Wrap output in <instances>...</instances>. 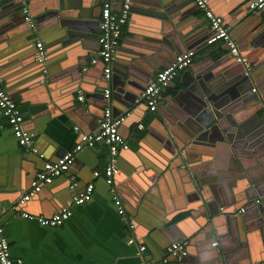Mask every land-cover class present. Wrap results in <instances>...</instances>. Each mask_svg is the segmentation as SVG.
Masks as SVG:
<instances>
[{
  "label": "crops",
  "instance_id": "crops-1",
  "mask_svg": "<svg viewBox=\"0 0 264 264\" xmlns=\"http://www.w3.org/2000/svg\"><path fill=\"white\" fill-rule=\"evenodd\" d=\"M43 1L44 3L46 1L48 8L54 7L55 4L60 5L61 15L58 16L56 29L51 33L42 32L41 34L40 31L31 34L24 28L10 29L3 34L0 32V84L7 92H13L9 94L16 101L23 116L27 117L26 127L37 134L35 137L37 148L50 161H53L59 158L62 152L70 150L78 141L74 127L77 126L83 133H93L98 125L91 119L83 121L77 116L74 109L82 106L84 101H79L76 94L72 96V93L68 92L69 85L60 87L63 103L49 112H44L46 106L42 105L43 99L39 89L28 93L24 90L16 91L21 84L35 80L38 75H25L27 74L25 71L35 67L23 69L26 63L31 64L30 39L36 38V41L42 43L48 52L46 74L51 82L57 83L64 78L73 80L80 68V73L84 72L85 79L82 86L86 88V91L97 90L96 85L102 84L103 73L100 63L93 65L90 61L97 56L99 50L97 35H99L100 9L104 0H41L38 7L43 4ZM108 1L113 12L120 11L118 0ZM147 1L149 0L131 2L129 17L123 26L118 45V57L121 71L131 77L148 80L147 83H149L158 71L174 60V57L163 47L165 46L163 40L169 42L170 34L164 31L162 19L147 14L153 10V7L147 5ZM165 3L182 4L179 12L184 13V21L176 24L175 27L187 22L198 29L199 37L188 48L190 51H195L190 66L181 71L161 91V99L155 110L160 111L161 114L149 112L143 100L131 105L128 118L120 126L119 132L134 152L142 150L148 153L153 152L158 146L163 148L159 137L160 129L165 123L171 126L175 134L180 131L184 133L183 130L190 131L189 129H194L196 125L200 126L202 121H205V117L191 113L193 98L192 93L187 89L191 77L202 76L205 73L206 75L211 73L216 77L232 70L237 63L226 50V45L220 42L207 43L212 32L206 18L192 0H165ZM209 7L222 18L239 51L249 58L255 68L254 90L260 103L254 100L255 111L252 110L253 106L244 111H236V115L233 116V125L229 126L232 135L242 131L245 146L243 151L245 150L246 159L256 174L257 189L261 195L256 194V198L259 201L261 198L264 200V160L260 161L253 154L256 147L249 149L256 139L254 132L259 129L257 127L264 128L262 121L264 116V15L259 11H251L247 0H209ZM2 23L3 20L0 19V25ZM49 36L54 38L50 39ZM47 37L50 40L46 42ZM130 65L132 66L128 73L125 68ZM150 72L151 79L148 78ZM20 76L23 79L18 81ZM119 79L122 80L121 76ZM123 101L124 95H121L119 100L114 101L113 107L122 110ZM65 111L69 112L68 116L64 114ZM30 115L37 116L31 119L34 127H31ZM71 117L79 119L75 122L71 120ZM140 125L142 128H139ZM258 146L261 148L258 151L263 153L264 144ZM21 149L0 111V210H3L0 220L13 258L22 259L24 264H139L137 246L127 243L126 221L116 213L112 202V191L103 179L102 172L108 157V148L105 144L97 143L92 149L88 148L79 152L68 177L56 180L52 186L41 191L39 198L23 208L12 211L10 206L24 191H18V188L23 186L20 185L23 178L29 176L28 174L33 176L40 168V162L33 158L27 159L25 154H21ZM130 156L131 153L124 152L118 162L116 159L117 164L124 167L126 161L131 159ZM14 165L21 168L19 172L17 170L11 175ZM94 172H99L100 176L95 178ZM223 176L224 179L229 177V175ZM215 177L218 178L216 175ZM219 179L212 185L213 188L207 189L208 195L214 196V191L219 193V196L226 191L229 193L230 184L227 183L225 186ZM68 180L71 184L73 181L76 184L92 183L94 190L89 202L72 208L70 217L62 226L42 227L34 221L19 218L15 214L26 212L33 216L53 215L58 206H65L70 200L67 194L69 190L65 188ZM134 185L132 180L127 182L129 189ZM83 189L80 188L77 194ZM164 190L171 200L173 210L181 208L179 201L181 199L178 198L174 178L167 181V187ZM113 192L115 194L114 188ZM188 193L195 194L194 201L199 206L200 199L196 196V192L189 190ZM123 195L126 196L124 191ZM183 201L189 203L187 199ZM122 202L124 203L123 200ZM239 204L234 208H238ZM232 208L225 209L229 211ZM249 211L245 221L233 220L231 217L221 215L216 219L218 232L213 239L218 243L220 241L228 259L230 257L234 259L230 260V264H243L244 260L250 259L251 256L260 259L264 253V224L261 227L260 224L255 223V212L252 209ZM126 214L129 220H132V217ZM196 220L200 224L203 219L196 215L195 219H184L181 223V235L188 236V240H191L187 259L183 264H208V261L199 259L197 255L200 253L201 246ZM142 232V229L137 227L136 234L137 237L139 234L141 244L146 247L147 259L156 264H182L179 259L175 262L161 263L160 260L165 256L166 237L156 232L151 237L150 234Z\"/></svg>",
  "mask_w": 264,
  "mask_h": 264
},
{
  "label": "water",
  "instance_id": "water-1",
  "mask_svg": "<svg viewBox=\"0 0 264 264\" xmlns=\"http://www.w3.org/2000/svg\"><path fill=\"white\" fill-rule=\"evenodd\" d=\"M40 1L0 0V19L3 20V23L0 25V32L3 34L10 29L20 30L24 28L30 31L31 34L37 31H40V34L42 32L51 33V31L56 29L58 16L61 15L60 5L55 4L54 7L48 8L46 1L45 3L43 1V4L38 7L41 4ZM118 1L121 7V0ZM146 3L153 7V10H150L151 13L147 12V14L162 19L164 31L170 34L168 36L169 42L163 40V44H165L163 47L167 49L168 53L175 59L181 53L190 51L188 48L191 47L190 45L192 43L197 41L199 34L198 29L187 22L175 27L176 24L184 21V13L179 12L182 4H167L165 0H149ZM24 9H27V13H23ZM26 17L30 18V21H27ZM49 37L52 39L56 35ZM50 39L47 37L46 42ZM30 41L32 43V53L30 54L31 64L26 63L23 69L27 70L35 67L25 71L27 73L25 75H38L35 77V80L21 84L16 91L20 92V90H24L25 93H28L34 89H39L43 99L42 105L45 104L46 106L44 112H49L52 108L58 107L63 103V97L60 94V87L62 85H69L68 92L72 93V96L74 94L79 96L82 93L85 103L83 102L82 106L74 110L77 116L83 121L85 119H91L97 125H99L106 108H110L113 117L123 116L124 120L121 123L123 125L128 118V111L131 105L142 102L143 98L141 99V95L148 84V80L140 77L134 78L126 72L121 71L122 67L118 57V46L114 53L110 80L106 81L102 75V84H97V90L90 92L89 90L86 91V88L82 86V82H85V79L83 77L84 72L80 73V68L76 78L73 80L64 78L57 83L51 82V79L46 74L48 52L45 46L43 47L41 43L43 55L42 59H38L36 54L39 52V49L36 48V38L30 39ZM225 48L228 50L227 46ZM240 55L252 66V63L246 55L241 52ZM97 63H100L101 71L103 72V63L101 61ZM131 66L125 68L128 73ZM254 69L252 66L246 75L244 65L242 63H236L232 70L216 77L211 73L207 75L205 73L202 76L193 75L188 87L185 85L192 93L193 103L191 113L204 116L205 121H202L200 126L196 125L194 129H189L190 131L183 130L184 133L180 131L178 134H175L171 126L165 123L164 127L160 129L161 134L159 137L160 144L163 148L158 146L153 152L145 153L142 150L134 152L128 147L127 150H121L116 157L118 162L124 152L131 153V159L126 161L124 167L119 166L116 162L117 170L112 179L115 192L124 201L125 212L132 217L131 222L135 226L137 242L141 243L139 234L138 237L136 234L137 227L138 229L140 227L143 231L142 233L150 234L151 237L156 233L164 235L167 239L165 249L177 241L187 243L186 256L179 257V253H177V255L170 256L167 262H175L177 259L182 264L186 262L191 240H188V236L181 235L180 227L184 219H195L196 215L202 217L203 220L200 224L196 220L198 223V238L200 239L201 246L200 253L197 255L199 259L208 261V264H230V260H234L232 257L228 259L227 254L221 247L220 241L218 243L213 239L214 236H217L216 219L219 215L231 217L233 220L239 219L240 221H245L247 220V214L250 212L249 209H252L255 212L254 222L263 227L264 200L261 198L259 201L256 198V194L258 196L261 195L257 189L256 174L246 159L247 157L244 154L245 150L243 151L245 146L242 131L236 132V135H232V130H230L229 126L233 125V116L236 115V111H244L246 108L252 106V110L255 111L254 100L260 103L257 98V93L254 90ZM119 76H121L122 80L119 79ZM20 77L18 81L23 79L22 76ZM151 77L152 74L150 72L148 78L151 79ZM105 89L112 90V92L110 90L111 93L108 98L104 95ZM83 91L85 92L84 94ZM121 95H124L122 110L113 107L114 101L119 100ZM159 112L157 110L154 113L156 115L161 114ZM64 114L68 116L69 112L65 111ZM29 117L30 122L37 118L35 115H30ZM79 118L71 117V120L76 122ZM262 121L264 122V116L262 117ZM26 123L27 117L25 116L24 127L27 130L31 129L26 127ZM31 127H34L33 122H31ZM257 128L259 129L254 132L256 139L249 149L256 147L253 154L260 161H263L264 151L262 150L263 153H260L258 150L261 148H259L260 146L257 147V145L264 144V128H260V126ZM29 131L33 134L34 145L36 146L35 137L37 134L33 130V132L31 130ZM75 133L78 137L83 132L78 129V132ZM21 148V154H25L27 159L33 158L40 162L39 170L42 169L46 161H50L43 152V156L39 157L41 151L38 148L37 153H33L23 147ZM63 154L64 152H62L61 156ZM75 161L76 157L72 165H74ZM20 168L14 165L10 174L12 175L17 170L19 172ZM38 171L33 176L32 174L25 176L22 180L23 182L20 184L23 186H20L18 191L29 189ZM69 173L70 169L61 176L53 179L50 184H46L22 208L39 198L38 196H40L41 191L52 186L56 180L68 177ZM223 175H229V177L224 179ZM170 178L175 179L178 198L182 200H179L181 208L175 210H173L171 200L164 190ZM218 179L225 186L227 183L230 184L229 193L226 191L219 196V193L214 191V196L208 195L207 189L213 188L212 185ZM131 180L135 185L129 189L127 182ZM71 185V181L68 180L65 188L69 190V193H67L69 199L76 196L77 191L80 188H85L87 184L78 183L73 188H71ZM189 190L196 192V196L200 199L199 206L194 201L195 194L188 193ZM123 191L126 196L123 195ZM184 199H187L189 203H185L183 201ZM247 201L250 202L248 203ZM238 204V208H234ZM66 206L67 204L65 206H58L54 213L60 212ZM226 207L233 208L228 211L225 209ZM240 209L242 210L239 211ZM243 264H264V253L260 259L251 256L250 259L244 260Z\"/></svg>",
  "mask_w": 264,
  "mask_h": 264
},
{
  "label": "built area",
  "instance_id": "built-area-1",
  "mask_svg": "<svg viewBox=\"0 0 264 264\" xmlns=\"http://www.w3.org/2000/svg\"><path fill=\"white\" fill-rule=\"evenodd\" d=\"M132 0H121V8L119 12H113L108 0H104L100 11L99 21V35L98 44L99 50L95 58L91 59V64L95 65L98 61H101L103 67V78L106 81L110 80L112 73V63L114 59V53L116 47L121 40L123 26L128 20L130 5ZM195 6L202 12L203 16L208 22V27L212 34L208 38L207 43L212 44L214 42H220L227 46L229 53L237 63H242L245 67V74L251 70L250 64L246 59L240 55L239 48L231 36L228 28L224 25L221 17L216 15L209 7V0H192ZM248 8L251 11H259L264 15V0H247ZM23 13H27V9L23 10ZM27 21L30 18L26 17ZM36 48L39 52L36 54L38 59H42L43 52L41 50V43H36ZM194 57V51H187L175 57V59L165 68L158 71L147 86L145 87L142 98L149 112H155L157 105L161 99V91L166 88L172 80H174L181 71L186 69L191 63ZM85 70V69H83ZM106 98L110 96V89L104 90ZM77 99L83 101V95L80 94ZM0 111L5 117L12 135L16 139L18 145L25 149L37 153L38 149L34 145L33 134L24 127V116L20 112L16 101L10 96V94L0 84ZM124 120L123 116L113 117L110 108H106L102 119L99 122L98 128L93 133H81L78 135V141L76 144L61 157L54 161H46L40 169L34 180L31 183L29 189L20 193L13 205L10 206V210L14 211L17 208H21L26 202L30 201L46 184H50L53 179L61 176L67 172L74 161V158L79 152L84 149L92 148L97 143H103L108 148V157L105 168L102 175L105 183L110 187L112 191V202L116 213L123 217L126 221L129 245L137 246V256L139 264H156V262L149 260L145 257L146 247L137 242L135 235V226L127 217L124 209V204L117 193L113 192V176L117 170L116 157L121 150H127L128 144L119 132L120 125ZM139 128H142L140 125ZM74 131L78 132V128L74 127ZM43 153L39 154L42 157ZM95 178L99 177V172H94ZM76 183L73 181L71 188ZM94 185L88 183L84 190L74 196L67 203V206L62 208L60 212L53 214L50 217L33 216L26 212H17L19 218L34 221L39 226L56 228L62 226L70 217L71 210L75 206L83 205L91 200ZM240 209L239 211H241ZM3 210H0V218ZM187 243L184 241H177L170 244L165 249V256L160 260L161 263H167L170 256L177 255L179 257L186 256ZM178 257V258H179ZM0 264H24L22 259L13 258L11 255L10 244L7 237L3 232V225L0 220Z\"/></svg>",
  "mask_w": 264,
  "mask_h": 264
}]
</instances>
